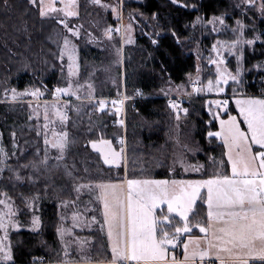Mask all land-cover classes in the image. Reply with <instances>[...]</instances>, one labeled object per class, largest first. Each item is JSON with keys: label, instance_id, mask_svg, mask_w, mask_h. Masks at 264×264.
<instances>
[{"label": "snow or ice", "instance_id": "snow-or-ice-1", "mask_svg": "<svg viewBox=\"0 0 264 264\" xmlns=\"http://www.w3.org/2000/svg\"><path fill=\"white\" fill-rule=\"evenodd\" d=\"M92 2L100 5L102 0ZM174 2L179 4L181 0ZM28 3L40 17L55 18L67 32L79 36V31L72 28L67 20L68 17L79 15L77 0H28ZM246 3L252 8H258L264 15V0H259V4L256 0H246ZM60 13H63L64 18H60ZM216 20L224 23L222 17H214L213 21ZM237 24L241 25V22L237 21ZM108 32L110 34L111 30ZM254 42L255 40L238 38L225 44V47L228 51H236L237 45ZM216 54L219 59L210 62L216 65L219 75L215 81H207V91L224 93L229 80H240L241 71L233 74L227 69L219 49ZM65 55L70 61L69 76L76 77L79 67L76 47L67 36L63 37L59 59L63 60ZM82 87L84 85L73 86L69 82L67 87H57L55 95L59 98L61 94H69L80 100L79 92ZM88 88L91 90L92 85L89 84ZM194 88L197 92L204 90L195 85ZM11 93L13 101L24 94L18 93L14 88ZM29 94L35 97L41 93L36 89ZM7 95L6 91L5 96ZM233 95L235 96V92ZM86 98L94 99L92 91L88 92ZM170 103L174 109L179 108L175 101ZM70 104V100L65 101V108L62 110L59 99L53 103L54 120L49 118V109L45 104L43 118L46 123L43 129H48L49 124L56 121L61 125L65 124L69 119L67 106ZM112 104H119L117 112L122 111L123 100L112 101ZM209 104L212 116L208 121L207 137L210 141L219 139L220 146L225 149L222 156L226 157V160L221 158L216 162L217 170L203 179L125 178L115 182H97L94 190L97 193L96 200L102 204L103 223L100 227L107 225L110 256L95 262L88 257H83L82 261H74L68 258L69 253L65 251L62 264H264V96L236 98V115L231 114L227 99H217ZM213 104L216 109L222 108L223 113L213 110ZM106 107V100L98 101L99 111L103 112ZM183 111L186 114L188 109ZM216 120L219 121V130L213 131L212 126ZM119 123L123 125L124 120L121 119ZM242 123L246 124V130L241 127ZM89 131L92 129L89 128ZM38 134L44 135V144L57 149L60 153L57 159H62L70 142L68 131L53 129L51 138L46 131ZM12 135L15 136V132ZM124 143L121 137L120 146H115L111 139L105 137L102 129L95 138L86 141L91 149L102 156L105 164L116 168L125 160ZM0 153L7 156L3 147H0ZM47 159L46 150L41 162L47 163ZM212 159L215 162L216 158ZM179 163L184 171L199 172L203 168V165H185L183 159ZM226 165H230V171ZM171 171L174 172L175 169ZM17 178H20L18 173ZM85 187L93 188L92 182L80 184L76 190L79 192ZM2 195L4 198L0 199V205L4 207L0 209V230L4 234L0 236V264H15L9 228H19L21 225L13 219L16 213L10 203L11 197L7 192ZM197 201L206 205V218L193 222L190 215L193 214ZM76 215L73 214L74 220ZM91 219L96 221V216ZM39 223V217H34L33 227L38 228ZM193 228L199 229L203 235L193 234ZM59 231L63 239L66 230L62 228ZM67 247L65 244L66 249ZM177 248L182 249L179 257L175 251Z\"/></svg>", "mask_w": 264, "mask_h": 264}, {"label": "trees", "instance_id": "trees-1", "mask_svg": "<svg viewBox=\"0 0 264 264\" xmlns=\"http://www.w3.org/2000/svg\"><path fill=\"white\" fill-rule=\"evenodd\" d=\"M102 1L117 4V7H119L120 3V0ZM86 5L87 0H79V16L81 15L78 18L79 20H83L88 11L94 13L92 6L90 5V10H88ZM184 5H187V7ZM84 6L86 7V11L84 10ZM121 8L123 16H127L125 20H127L128 16L134 15L138 21L136 22L133 17V22L130 21L131 18H129L128 22H132L135 29L139 27L138 32L140 30L142 32L135 36L134 44L125 47L124 52L125 93L130 98H136L138 92L142 93L141 99L129 101L126 107L127 178L172 179L170 164L173 156V145L176 140L178 119L176 112L168 105L166 98H162L163 96L160 93L171 85L186 84L198 71L197 56L191 51V45H194L196 37H202L200 33L203 30L197 29L195 34H193L194 43L190 42L193 40L190 32H193L195 24L199 26L203 22L205 25L214 17L224 18L231 26L237 23V21L243 22L247 29L245 36L248 39L259 38L254 44L253 49L244 47L245 57L242 61L244 73L240 77V83L236 86L238 91L236 90V92L234 87H228L226 89V98L234 96L233 92H235V96L264 95V71L250 70L256 63L264 61V17H260L253 10L243 13L234 7L229 0H181L179 4L175 3L174 0L125 1L121 4ZM31 20L37 22L39 27L45 31H50L51 28L55 27L53 20L41 19L37 11L34 10L27 0H0V27L11 21H14V25L17 21H20L19 24H23L24 26L26 24L29 27ZM146 31H148V34ZM0 35H3V28H0ZM211 39L210 37H203L201 45L209 49L211 47ZM23 48L26 49V47ZM53 49L54 47L51 44H47L45 51L50 54L53 52ZM87 51V56L95 63L102 59V53L97 49L91 48ZM83 58L85 59L84 54ZM49 61V64L56 65L55 67L59 68V64L55 63L53 57H50ZM231 62L233 65L232 71H235L234 63L233 61ZM24 64V58L14 56L3 43H0L1 81L7 77H13L19 89L24 87H47L48 89H53L61 85L59 81L60 75L57 71H51L41 78H39L40 76H30L29 79H33L35 83L26 85L29 74L20 73L17 70V68H21ZM86 71H90L89 67ZM120 73L121 69L118 66L115 69L116 76L113 77L117 80L115 85H112L111 81L103 80L100 76L96 78V81H99V88L102 90L99 91L98 98L104 97V93L112 97L120 95ZM207 100L208 98L201 96L195 98L188 96L177 109L178 111L185 108L188 109L186 115H182V112L179 113V117H182L185 123L182 125V128H189L191 121L194 124L195 131L192 134L193 139L190 138V140L198 141L200 146H202V154L191 159V161L198 162L201 160L206 165L209 162L210 156L216 157L217 161L221 158L226 160V157L222 156L225 149L220 146L218 140L210 141L207 137L209 129L208 121L212 116L209 112L210 104ZM6 107V104H0V130L4 133V141L10 138L11 133L15 132L19 137L22 132V129L18 128L21 127L19 125V117L10 113L8 114L5 110ZM95 107L97 108V105ZM95 107H88L87 110L95 111V114H93L95 118L97 112H99L101 124H95L96 126L88 124L86 126L80 120H76L75 122L71 120L69 123L71 128L68 129L69 141L75 145L76 165L78 166L79 161H81V164L85 168L78 169V173L76 174L75 171L74 174L79 179L81 172L85 171L83 176H88L85 179L90 181L93 174L98 175L101 170L104 174L109 171V173L114 174L110 175V180H115L117 177L123 176L124 167H105L101 156L95 153L90 145L86 144V141L90 138H95L102 129L105 137L111 139L113 144L119 147L117 139L123 136V128L122 126L113 124L119 119L115 112L109 108L101 112L95 109ZM232 107V103H230L229 109L233 115L234 111ZM85 111L86 109L83 112V116L86 113ZM3 119H9V121L4 123ZM89 128L92 129L91 132ZM30 130L27 129V131L23 132V134L26 133V141L29 142L27 144L29 150L26 151L25 155L27 158L33 155L31 146L34 143V138L31 136L32 139H29L31 135ZM212 130H217L215 121ZM25 135L23 136V140H25ZM6 149L10 152L8 148ZM25 157L21 159V163ZM226 166L229 170V165ZM89 167L93 169H89ZM42 173H44V176ZM213 173L209 169H206L201 175H184L180 178L203 179ZM30 176L34 178V182L29 187L24 186L21 182L14 183L13 188H8L5 183H0V189H5L10 195H16L15 198L20 202V205L24 204L25 198L30 197L32 192L44 193L45 195L47 190H49V202L43 205L41 213L42 227L36 232L24 229L14 231L10 236L15 264L61 263L53 259L56 252L54 249L52 250L57 243L56 227L58 222L57 202L54 198L53 188L50 186L51 184L49 183L45 169L33 171ZM7 177L8 174H5L4 178ZM57 178L56 184L58 185L60 181L62 186L65 183V177L63 174H60ZM205 218L206 206L198 201L190 219L195 222L196 220H203ZM106 248L108 249V246ZM108 256H110L109 251L106 252V258Z\"/></svg>", "mask_w": 264, "mask_h": 264}, {"label": "rangeland", "instance_id": "rangeland-1", "mask_svg": "<svg viewBox=\"0 0 264 264\" xmlns=\"http://www.w3.org/2000/svg\"><path fill=\"white\" fill-rule=\"evenodd\" d=\"M28 1V0H27ZM125 1H138L141 0H120L119 7L114 3H106L101 2L100 5H97L92 2V0H87V9L90 10L89 7L92 6V11L86 12L83 20L78 19L81 17H68L67 20L69 25L77 29L79 31V36H74L72 33L67 32L63 25L59 24L58 20L55 18H42L41 19H51L55 22V27L51 28L50 31L43 30L39 27L37 22L31 20L29 27L25 24H19L20 21H17L14 25V21H11L8 24L1 25L0 28H3V35H0V43L3 45L16 57H21L25 59V64L21 68H17L20 73H27L28 81L26 85L35 83L33 79H29L30 76L39 78L49 74V72L57 71L59 73V81L61 85L59 87H67L68 83L71 82L73 86L76 84H82L84 87L80 89L81 99L77 100L75 96H70L69 94H61L59 98L55 95V88L48 89L47 87H24L19 89L14 82L13 77H7L0 80V104H6V112L11 115H15L19 117V125L22 129L20 134V138L15 134V136L10 134V138L4 141V133L0 130V147H3L7 156L3 153H0V183L2 182L6 184L8 188H13L14 183H23L24 186H28L33 184L34 178L30 176L33 171L45 169L46 175L49 178L50 186L53 188L54 198L57 202V211H58V222L56 227L57 234V243L52 248L56 252V255L53 257L55 261L63 262L65 260V251L69 253L70 259L74 261H82L83 257H88L92 261H101L106 259V252L109 251L106 247L108 245V239L106 237V229L101 228L100 224L103 223L102 219V210L100 206V201L96 200V191L94 190V186L97 182H108L110 181V175H114L113 173H109L107 171L106 174L101 170V172L97 174H93L91 177L92 180L88 181V176H83L85 171H82L80 174V178L77 179L75 177L74 172L77 174L78 169H85L79 161V165H76V150L75 145L69 142L67 149L63 155L62 159H57V156L60 155L57 149L51 148L50 145L44 144V135L38 134L42 132H47L49 138L52 136V130L61 131L71 129L69 126L70 121L80 120L86 126L88 124H101V118L99 116V112L96 114V118L93 116L95 111H88V107H95L97 105L98 109V101L106 100L107 107L105 109H110L115 112L119 119L115 121L113 124L118 125L119 121L122 118L125 121L126 115V107L129 101H133V98H130L125 93V75H124V59H125V47L130 44L135 43V36L138 33H142L141 30L138 32V29H135V26L132 24L133 16H128L127 20L125 18L127 16H123V11L121 8V4ZM230 3L240 10L243 13H247L249 10H253L260 17L262 15L258 8H252L247 3L246 0H229ZM77 11L79 13V0ZM256 3L259 4V0H256ZM91 5V6H90ZM105 5H110V7H105ZM59 7V5H58ZM86 7L84 6V10L86 11ZM85 13V12H84ZM60 18L63 17V13H60ZM124 18V19H123ZM132 22H128V20ZM135 18V17H134ZM136 22L138 21L135 18ZM224 23L221 24L219 20L209 21L207 24L200 23L199 26L195 24L193 28L192 38L190 42L194 43L195 32L200 29L203 30L202 37H196V41L194 45H191V51L197 56V73L189 80L186 84L182 85H171L170 87H166L161 91L160 95L162 98H179L182 101L186 99V97L191 96L195 97H205L208 98V103L210 101H214L217 99L223 100L227 99L230 102L235 103V99L231 96V98H226V89L228 87H234L235 91L237 89V85L240 83L233 82L229 80L228 84L225 85L224 93H216L207 91V81L209 79L215 81L218 77V73L216 71V65L211 63V60H218L216 50L219 49L221 55L224 57L226 62V67L229 71L235 74V71H241V76L244 73L242 61L245 57L244 47H249L253 49L254 44L258 41L255 39H248L245 36L246 27L243 22L241 25L237 23L232 26L228 24L223 18ZM117 23V24H116ZM3 26V27H2ZM144 27V26H142ZM118 29V31H117ZM108 30H111L110 34ZM148 34V31H146ZM242 33V35H241ZM5 34V35H4ZM48 34V35H47ZM67 36L72 43L76 47V56L78 67V74L76 77H70L68 72V65L70 61L68 60L67 55L64 56V59H59V53L63 48V37ZM203 37H210L211 39V47L209 49L204 48L201 45ZM242 40H255L253 44L241 43L237 45L236 51H228L225 47V44L230 43L236 39ZM221 43H217V42ZM51 44L54 49L53 52L49 54V52L45 51L46 45ZM23 47H26L24 49ZM95 48L101 54L102 59L95 63L92 59L87 56V50ZM209 50V51H208ZM85 51V52H84ZM242 53V56L240 55ZM83 54L85 59L83 58ZM50 57H53L55 63L59 64V68H56V65L49 64ZM234 63L235 71L233 70L232 62ZM90 62V63H89ZM239 63V68H238ZM256 65H260L261 67H255ZM120 67V95H115L112 97L104 93V97L98 98L99 91H102L99 88V81H96L98 76L102 77L103 80L111 81L112 85L117 83L116 79L113 78L116 76L115 69ZM89 67L90 71H86ZM224 67V65H221ZM15 69V68H14ZM256 69L258 71H264V61L258 62L251 67L250 70ZM16 70V69H15ZM211 70V71H209ZM14 71V70H13ZM12 72V71H11ZM15 74V72H14ZM210 76V77H209ZM193 83H200L202 91L197 92L193 86ZM92 85V89L88 88V85ZM16 89L18 93H24L22 96L18 97L16 101L11 99V90ZM39 89L40 93L38 96H32L29 93L33 90ZM191 89V90H190ZM118 90V89H117ZM7 91L8 95L5 96V92ZM92 91V95L94 99L86 98L88 92ZM236 91V92H237ZM107 92V91H106ZM248 96V95H245ZM253 96V95H249ZM263 96V95H260ZM126 97V98H125ZM59 99V106L62 110H64L65 101H71V104L67 106V112L69 119L68 121L61 125L58 121L50 123L48 129H43L44 123V106L47 104L49 109L48 115L50 119L54 118V113L52 111L53 103H56ZM123 100V109L120 112H117V108L120 107L119 104L113 105L112 101ZM236 105V104H235ZM213 110H218L223 113V109H216V106L211 105ZM79 108V111H77ZM86 109V113L83 116V112ZM104 109V110H105ZM99 111V110H98ZM211 113V112H210ZM82 114V115H81ZM212 114V113H211ZM79 118V119H78ZM4 123L8 122L9 119H3ZM219 123V121L217 120ZM125 124V123H124ZM185 124L184 121H179L178 126L180 128ZM118 126H121L120 124ZM23 127V128H22ZM123 128V127H122ZM27 129H31L29 132L31 135L29 139L34 138V143L31 146L33 151V155L25 157L26 151L29 150V146L27 145L29 142L26 141V133L23 134ZM184 127V131H185ZM126 130V129H125ZM125 130H123V139L124 143V156H125V164L124 169H126V134ZM190 133L186 135L183 134L184 140L178 135L173 145L172 150V161L170 169H175V171H171L173 179L180 180L181 176L184 175H201L204 173L206 169H209L211 173L215 172L217 169V158L214 160L210 156L208 159L209 162L206 165L203 163L204 161L194 162L191 159H194L198 155L202 154V146L198 143V141L190 140L193 139L194 133V124L190 121L189 126ZM25 135V140H23V136ZM186 136L188 137V141H185ZM25 141V142H23ZM120 138L117 139L118 145ZM190 142V143H189ZM7 146V147H6ZM8 148L10 152L6 149ZM47 150V163H42L45 153ZM93 150V149H92ZM95 151V150H94ZM70 155V157H69ZM24 161L21 163V159ZM69 157V158H68ZM183 159L185 165H203V168L199 172L194 171H184L182 165L179 161ZM27 165V167H25ZM93 167V166H92ZM89 169H93V168ZM96 168V167H95ZM206 168V169H205ZM17 173L19 174V179L17 178ZM40 173V172H39ZM8 174L7 178H4V175ZM44 176V173H42ZM63 174L65 177V183L61 186L60 181L57 183L58 175ZM104 176V177H103ZM45 179V177H44ZM43 181V180H42ZM38 182V180H37ZM88 182H92L93 188L85 187L77 192L76 188L80 184H88ZM68 186V188H67ZM50 188V187H49ZM32 190V189H31ZM49 190L45 193L32 192L30 197L25 198V202L23 205H20L17 201L16 195H8L11 197L10 203H12L13 208L15 210V216L13 217L21 227L19 228H9V239L14 231L19 230H30L32 232H36L40 229L41 226V213L43 211V205L49 202ZM6 192L5 189H0V199H3V193ZM3 205H0V209H3ZM77 214L74 216L73 214ZM194 213V210H193ZM92 216H96V221H93ZM191 216V215H190ZM39 217V227H33V218ZM65 229V233L63 239L61 238L60 229ZM194 230V228H193ZM3 230H0V236H3ZM11 241V240H10ZM107 243V244H106ZM65 244L68 245L67 249L65 248ZM107 245V246H106ZM180 248H177V250Z\"/></svg>", "mask_w": 264, "mask_h": 264}, {"label": "crops", "instance_id": "crops-1", "mask_svg": "<svg viewBox=\"0 0 264 264\" xmlns=\"http://www.w3.org/2000/svg\"><path fill=\"white\" fill-rule=\"evenodd\" d=\"M242 96H245V95H242ZM249 96V95H248ZM254 96V95H253ZM258 96H260V95H258ZM264 96V95H263ZM236 97H241V96H235V97H233V99H235ZM230 103H232V110L234 111V114L233 115H236L237 114V112H238V109L236 108V105H235V103H234V101L233 102H230ZM230 103H229V105H230ZM175 112H176V114H177V112H179V113H181L182 112V115H186L185 113H184V111H183V109L182 110H180V111H178L177 109H174L173 107H171ZM120 119H122V118H120ZM242 119V118H241ZM179 121H184V119L182 118V117H179V119H178V122ZM216 122V126H217V130H219V123L217 122V120L215 121ZM124 123H125V121H124ZM120 124V123H119ZM118 124V125H119ZM121 125V124H120ZM122 127H123V130H125V124H123V125H121ZM241 127H243V128H245V130L247 129V126H246V124H241ZM177 132H178V135H180L181 136V138L184 140V138H183V134L185 133L186 135H188V133H189V128L188 127H186V129H185V131H184V128H180V126H178L177 127V130H176V137H177ZM119 139V138H118ZM189 139H188V137L186 136V138H185V141H188ZM217 140H218V142L221 144V142L219 141V139L217 138ZM190 143V142H189ZM257 148L259 147V146H256ZM255 150V149H254ZM94 151V150H93ZM95 152V151H94ZM96 153V152H95ZM101 159H102V162H103V158H102V156H101ZM124 164H125V160L121 163V166L120 167H124ZM103 165L105 166V167H107V168H116L114 165H107V164H105L104 162H103ZM119 167V168H120ZM229 171H230V165H229ZM125 178H127V174H126V169H124V174H123V176H119V177H117L115 180H110V181H112V182H115V181H118V180H123V179H125ZM128 179V178H127ZM172 179H173V176H172ZM180 179H184V178H180ZM185 180H187V179H185ZM198 202V201H197ZM100 206H101V210H102V204H101V202H100ZM206 206V205H205ZM195 209V208H194ZM192 216V215H191ZM191 216H190V218H191ZM105 227V229H106V237H107V225H105L104 226ZM193 234H195V235H203V233H200L199 232V229H197V228H194V230H193ZM107 239H108V237H107ZM108 249H109V252L111 253V248H110V242H109V239H108ZM176 251V250H175ZM176 254H177V256L179 257V256H181L182 255V249H178L177 251H176ZM93 262H95V261H93ZM218 263V262H217ZM53 264H62V262L61 263H53Z\"/></svg>", "mask_w": 264, "mask_h": 264}, {"label": "built area", "instance_id": "built-area-1", "mask_svg": "<svg viewBox=\"0 0 264 264\" xmlns=\"http://www.w3.org/2000/svg\"><path fill=\"white\" fill-rule=\"evenodd\" d=\"M195 85V87L201 88L200 83H193V86ZM142 98V93L138 92L137 93V97L133 98V100H137V99H141ZM167 103L170 107H172V104L170 102L175 101L179 106L182 104V100L179 98H175V99H171V98H166ZM218 264V263H217Z\"/></svg>", "mask_w": 264, "mask_h": 264}]
</instances>
